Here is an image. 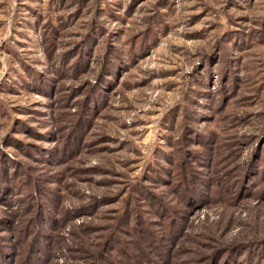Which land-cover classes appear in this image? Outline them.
<instances>
[{"label": "rangeland", "instance_id": "obj_1", "mask_svg": "<svg viewBox=\"0 0 264 264\" xmlns=\"http://www.w3.org/2000/svg\"><path fill=\"white\" fill-rule=\"evenodd\" d=\"M0 264H264V0H0Z\"/></svg>", "mask_w": 264, "mask_h": 264}]
</instances>
